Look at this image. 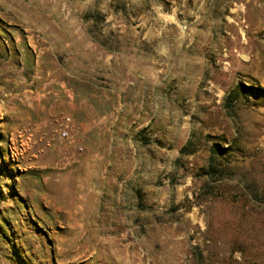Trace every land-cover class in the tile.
<instances>
[{
  "label": "rangeland",
  "instance_id": "1",
  "mask_svg": "<svg viewBox=\"0 0 264 264\" xmlns=\"http://www.w3.org/2000/svg\"><path fill=\"white\" fill-rule=\"evenodd\" d=\"M0 264H264V0H0Z\"/></svg>",
  "mask_w": 264,
  "mask_h": 264
}]
</instances>
